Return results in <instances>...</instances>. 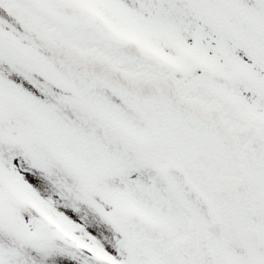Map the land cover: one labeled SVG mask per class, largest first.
I'll use <instances>...</instances> for the list:
<instances>
[{"label": "snow or ice", "instance_id": "1", "mask_svg": "<svg viewBox=\"0 0 264 264\" xmlns=\"http://www.w3.org/2000/svg\"><path fill=\"white\" fill-rule=\"evenodd\" d=\"M0 264H264V0H0Z\"/></svg>", "mask_w": 264, "mask_h": 264}]
</instances>
